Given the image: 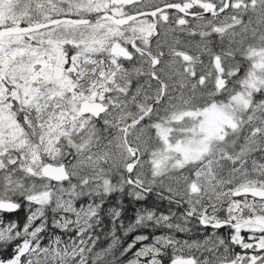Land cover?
<instances>
[{
    "label": "snow or ice",
    "instance_id": "6c2138e0",
    "mask_svg": "<svg viewBox=\"0 0 264 264\" xmlns=\"http://www.w3.org/2000/svg\"><path fill=\"white\" fill-rule=\"evenodd\" d=\"M146 7L0 0V264H264V0Z\"/></svg>",
    "mask_w": 264,
    "mask_h": 264
},
{
    "label": "trees",
    "instance_id": "16d2710c",
    "mask_svg": "<svg viewBox=\"0 0 264 264\" xmlns=\"http://www.w3.org/2000/svg\"><path fill=\"white\" fill-rule=\"evenodd\" d=\"M117 199H118V194H113L109 198V202L105 205V207H108V206L115 204ZM170 207L172 208L173 211H176L175 206L174 205L170 206L167 200H160L155 191L150 193L145 200H142L139 202L125 196L123 198L124 211H123L122 219L124 220L125 224H127L129 222V220H133L135 218V211L139 208H149V209L154 208L157 210V212L167 213L169 211ZM49 215H51V213H49ZM8 218L19 220L22 223L26 218V212L22 208L18 212L11 214V216ZM110 228H111L110 219L108 217H105L104 218L103 231H98V234L100 235V241H98V245H97V249H96L97 251L100 248L107 247L108 243L111 242V239H110L111 237L106 234L110 230ZM163 231H166V230H164V229L158 230L156 232V234L159 235ZM224 231H225V229H222L221 234H225ZM56 234H62V233H60V231L57 230ZM136 234H139V233H132L128 237H123L121 231L118 230V232H117V235H119L121 237V240L123 241V246H126L127 242H130L132 237ZM176 235L181 239H188L190 237L192 239H202L203 238V230H201L200 233L193 231L190 234L177 233ZM65 239H66V237H65ZM43 243H47V236L45 237V240L43 241ZM237 251H239V249H237ZM116 255L121 261L127 259V256L119 257V251L116 252Z\"/></svg>",
    "mask_w": 264,
    "mask_h": 264
},
{
    "label": "flooded vegetation",
    "instance_id": "af4514ba",
    "mask_svg": "<svg viewBox=\"0 0 264 264\" xmlns=\"http://www.w3.org/2000/svg\"><path fill=\"white\" fill-rule=\"evenodd\" d=\"M161 2V0H145V3L147 4V5H149V7H146L145 8V11H150L151 10V7H150V5H152V4H159ZM171 2H175V0H171ZM172 27H175V25L173 24L172 25ZM162 31V30H161ZM173 36H179L182 40H184V41H187L188 39H191L190 37H187L186 35H184V34H181V33H169V35H168V37H167V39L169 40V42H171V40L173 39ZM161 40H163L165 37L163 36V35H161ZM195 39H199V37H196ZM214 41L215 40H217L218 38L217 37H213L212 38ZM214 46V48H215V45H213ZM215 50H217L218 51V49H215ZM165 51H167V49H165ZM203 59H207L206 57H202ZM225 234H227V230L225 229ZM111 239V238H110Z\"/></svg>",
    "mask_w": 264,
    "mask_h": 264
},
{
    "label": "rangeland",
    "instance_id": "374dc122",
    "mask_svg": "<svg viewBox=\"0 0 264 264\" xmlns=\"http://www.w3.org/2000/svg\"><path fill=\"white\" fill-rule=\"evenodd\" d=\"M254 19H255V18H254ZM253 26H255V24H254ZM152 135H154V132L152 133ZM65 186H67V185H65ZM137 247H139V245H137Z\"/></svg>",
    "mask_w": 264,
    "mask_h": 264
}]
</instances>
